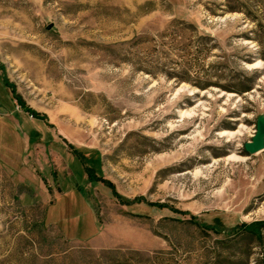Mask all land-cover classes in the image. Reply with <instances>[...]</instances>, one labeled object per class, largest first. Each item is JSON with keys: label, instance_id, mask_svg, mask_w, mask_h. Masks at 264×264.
<instances>
[{"label": "rangeland", "instance_id": "rangeland-1", "mask_svg": "<svg viewBox=\"0 0 264 264\" xmlns=\"http://www.w3.org/2000/svg\"><path fill=\"white\" fill-rule=\"evenodd\" d=\"M258 116L264 0H0V264H264Z\"/></svg>", "mask_w": 264, "mask_h": 264}, {"label": "water", "instance_id": "water-1", "mask_svg": "<svg viewBox=\"0 0 264 264\" xmlns=\"http://www.w3.org/2000/svg\"><path fill=\"white\" fill-rule=\"evenodd\" d=\"M264 150V117L256 118L255 133L251 140L243 145L245 155H255Z\"/></svg>", "mask_w": 264, "mask_h": 264}, {"label": "trees", "instance_id": "trees-1", "mask_svg": "<svg viewBox=\"0 0 264 264\" xmlns=\"http://www.w3.org/2000/svg\"><path fill=\"white\" fill-rule=\"evenodd\" d=\"M109 187L111 188V186H109ZM113 196L115 198H119V196L117 195V193H115V191H113ZM188 222L195 224L199 228L206 229V227L204 225H202L201 223H199L198 221H196V219L194 217L190 218ZM248 230H252V232L255 233V235L258 237V239L260 238V234H261L260 226L249 225Z\"/></svg>", "mask_w": 264, "mask_h": 264}]
</instances>
